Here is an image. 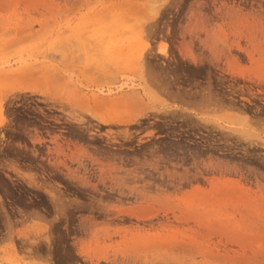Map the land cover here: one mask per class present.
<instances>
[{"label":"rangeland","instance_id":"374dc122","mask_svg":"<svg viewBox=\"0 0 264 264\" xmlns=\"http://www.w3.org/2000/svg\"><path fill=\"white\" fill-rule=\"evenodd\" d=\"M0 264H264V0H0Z\"/></svg>","mask_w":264,"mask_h":264},{"label":"bare ground","instance_id":"6f19581e","mask_svg":"<svg viewBox=\"0 0 264 264\" xmlns=\"http://www.w3.org/2000/svg\"><path fill=\"white\" fill-rule=\"evenodd\" d=\"M54 56V55H53ZM34 68H28V74H24V72L23 73H20V77H19V80H21V81H24L25 79H30V78H33V74H32V72L34 71L33 70ZM20 85H22V86H20L18 89H25V90H38V88L36 87V86H28V85H26L25 84V82H20ZM57 206V205H56Z\"/></svg>","mask_w":264,"mask_h":264}]
</instances>
